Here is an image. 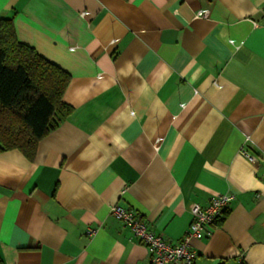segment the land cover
Segmentation results:
<instances>
[{
	"label": "crops",
	"instance_id": "1",
	"mask_svg": "<svg viewBox=\"0 0 264 264\" xmlns=\"http://www.w3.org/2000/svg\"><path fill=\"white\" fill-rule=\"evenodd\" d=\"M0 17L70 74L73 108L32 158L0 152L3 264H150L111 206L175 243L218 193L194 264H264V0H0Z\"/></svg>",
	"mask_w": 264,
	"mask_h": 264
},
{
	"label": "trees",
	"instance_id": "2",
	"mask_svg": "<svg viewBox=\"0 0 264 264\" xmlns=\"http://www.w3.org/2000/svg\"><path fill=\"white\" fill-rule=\"evenodd\" d=\"M70 78L18 40L12 17H0V152L32 158L39 139L72 112L62 99Z\"/></svg>",
	"mask_w": 264,
	"mask_h": 264
},
{
	"label": "built area",
	"instance_id": "3",
	"mask_svg": "<svg viewBox=\"0 0 264 264\" xmlns=\"http://www.w3.org/2000/svg\"><path fill=\"white\" fill-rule=\"evenodd\" d=\"M205 15L203 10L196 12V17ZM241 153L252 159L246 150L242 149ZM233 198L232 193H218L212 195L204 207L197 203L192 204V220L189 227L175 243L166 242L150 230L142 215L133 209L114 204L110 212L130 229L139 243L145 246L150 264H194L195 252L190 248V240L210 236L213 226L223 217ZM91 232H93L92 229L89 230V233Z\"/></svg>",
	"mask_w": 264,
	"mask_h": 264
}]
</instances>
